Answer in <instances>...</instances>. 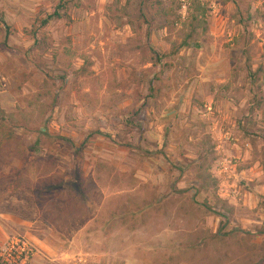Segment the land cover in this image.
I'll return each mask as SVG.
<instances>
[{"label":"rangeland","instance_id":"rangeland-1","mask_svg":"<svg viewBox=\"0 0 264 264\" xmlns=\"http://www.w3.org/2000/svg\"><path fill=\"white\" fill-rule=\"evenodd\" d=\"M59 1L0 0L7 236L64 264H264V0H62L41 27Z\"/></svg>","mask_w":264,"mask_h":264},{"label":"built area","instance_id":"built-area-1","mask_svg":"<svg viewBox=\"0 0 264 264\" xmlns=\"http://www.w3.org/2000/svg\"><path fill=\"white\" fill-rule=\"evenodd\" d=\"M39 250L25 234L8 236L0 244V264H28Z\"/></svg>","mask_w":264,"mask_h":264},{"label":"crops","instance_id":"crops-1","mask_svg":"<svg viewBox=\"0 0 264 264\" xmlns=\"http://www.w3.org/2000/svg\"><path fill=\"white\" fill-rule=\"evenodd\" d=\"M0 215L7 217V218L10 217L12 221L10 226L5 225L4 223H0V244H1V242H3V240H5L8 237L7 235L11 233V231H14L16 228H21L20 225H22L23 222L20 221L18 218H15V217L11 218V216L6 215V214H0ZM29 234L30 235L25 233V235L32 240V242L37 246V248L42 250V252H44L45 254L34 256L29 261L28 264H64L63 256H58L57 254L51 253V251L54 250L55 247L51 245V243L48 242L47 239L40 238L30 232Z\"/></svg>","mask_w":264,"mask_h":264},{"label":"trees","instance_id":"trees-1","mask_svg":"<svg viewBox=\"0 0 264 264\" xmlns=\"http://www.w3.org/2000/svg\"><path fill=\"white\" fill-rule=\"evenodd\" d=\"M66 5H67V3L66 2H64V1H62V0H60L59 1V3H58V5L56 6V9L52 12V13H50V14H48V15H46L42 20H41V22H40V26L41 27H43V26H45L46 24H48L51 20H53V19H57V20H59V19H62V18H65V17H69L68 16V14L66 13V9H67V7H66ZM2 23V28L3 27H5V22H1ZM5 37L9 34V32H8V28L7 27H5ZM32 36H33V40L37 43L38 42V39H37V31H33L32 33ZM92 133V132H91ZM96 133H99V132H96ZM205 179V178H204ZM236 233L237 232H234L233 234H235L236 235ZM258 233H264V230H259V232Z\"/></svg>","mask_w":264,"mask_h":264}]
</instances>
